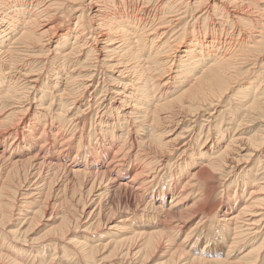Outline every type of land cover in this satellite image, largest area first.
Wrapping results in <instances>:
<instances>
[{
  "label": "bare ground",
  "instance_id": "obj_1",
  "mask_svg": "<svg viewBox=\"0 0 264 264\" xmlns=\"http://www.w3.org/2000/svg\"><path fill=\"white\" fill-rule=\"evenodd\" d=\"M41 3V0H0V123L11 119L19 110H34L22 119L21 128L14 125L0 130V145H4L0 149V160L7 162L5 167L0 164V213L4 206L10 208L13 204L4 199L8 177L32 182L31 178L40 176L46 169V178L50 181L65 175L63 190L74 193L79 189V197L71 195L73 198L66 199L79 206L81 213L85 212L88 201L95 202L96 207L89 217L97 218L94 223L84 224V230L91 233L83 235L84 238H79V234L78 238H71V229H65L71 228L74 218L66 217L70 213H54L59 206L57 200L36 205L39 200L35 197L42 198L48 181L44 177L42 182L37 177L30 183L33 189L20 191V210L13 208L11 213L23 215L22 223L26 221L31 225L38 216L46 218L48 208L53 207L51 216L46 218L51 226L49 231H63L65 241L47 239L42 251L29 250L22 245L5 244L8 239L13 242L18 237L12 232L11 238L2 239L0 247L2 249L4 244L8 247L6 254L10 264H21L26 252L33 254L30 264H61L64 260L55 261L59 251L63 258L71 257L69 264H83L84 260L75 261L79 256L89 264L99 245L107 247L113 255L123 250L126 241L131 242V247L120 252V258L139 257L135 264H144L149 257L148 251L156 249L163 241L171 244V252L169 260L159 264L174 263L177 257L184 258L186 264L264 263V170L259 175L251 168L245 171L243 188L236 184L235 193L233 191L231 197L230 192L227 193L223 217L209 219L217 211L215 204H207L213 188L210 184L218 178L227 191L226 182L221 180L233 164L239 163L235 147L239 137L232 134L227 138L225 131H221L222 135L209 140L210 143L206 140L198 153H190L187 147L190 140L179 146L181 141L175 143L173 140L174 144H168L170 140H166L165 134L169 131L162 129L165 124L174 128L187 116L197 120L202 110L205 114L206 110L214 108L215 101H221L244 69L251 81L245 89L239 87L238 95L250 97L246 102L250 109L260 111L264 108V0H47L38 10ZM66 21V27L62 26ZM185 32H188V39H184ZM54 44L57 47L54 48ZM37 46L41 51H52L63 58L62 66L68 71L56 72L48 67L33 69L35 65L30 54L25 55L27 63L24 59L25 63H17V58L24 55H19L18 50L28 51ZM75 54L78 57L73 60ZM81 55L93 58L98 68L106 71L119 68V77L129 76L121 85L123 92H116L120 97L114 104L109 103V107L104 101L97 104L98 91L95 93L93 89L88 93L96 86L93 71L82 75L85 77L80 83L83 95L69 99V88L76 79L70 75L74 71L71 68L87 62ZM257 68L261 70L259 76L255 75ZM44 71L52 80H43L49 78L44 77ZM146 72H151V76L144 79L142 76ZM62 78L64 83H61ZM152 82L156 83L153 87ZM51 84L50 91L47 86ZM86 96L90 97L86 99ZM3 99L10 100V108L6 109ZM92 112H95L94 118ZM209 113L206 114L211 116ZM88 125H93L92 130H87ZM167 150L173 153L182 150V159L176 161L178 174L175 172L165 185L157 176L167 162L170 154ZM166 167L165 164L164 169ZM132 171L134 174L128 177ZM260 178L262 183H257ZM216 184H213L215 188ZM195 186L208 188L201 195L203 209L207 210L204 211L207 222L203 229L206 232L207 227L215 230L214 238L208 239L212 242L206 243L198 256L190 252L194 244L187 246L190 250L185 251L174 243L177 232L192 218L172 222L186 211L190 214L193 210L189 209L198 205L199 198L194 197L193 204L187 199ZM22 205L27 207L22 209ZM33 205L37 207H31ZM138 209L139 214H135ZM117 210L128 211L132 216H123L116 224H108ZM194 215L192 217H198ZM0 217L2 220V215ZM57 218L59 224L53 225ZM105 219L108 228L114 230L108 241L102 233L97 234L96 224ZM93 238L101 244L95 245ZM198 239L200 237L197 242ZM108 244L113 249L108 250L112 248ZM53 247L54 253L50 254ZM1 251L0 256L4 257ZM71 252L78 257L73 258Z\"/></svg>",
  "mask_w": 264,
  "mask_h": 264
},
{
  "label": "rangeland",
  "instance_id": "obj_2",
  "mask_svg": "<svg viewBox=\"0 0 264 264\" xmlns=\"http://www.w3.org/2000/svg\"><path fill=\"white\" fill-rule=\"evenodd\" d=\"M46 1L47 0H43V1L41 0L42 3L40 4V8L38 10H41L43 8V3L46 2ZM66 24H67V21L64 24H62V26L64 25V27H66ZM73 25H74V23H73ZM64 30H62V32ZM55 33H57V31ZM57 35H58V33H57ZM57 35H56V37H57ZM185 36H187V37H185ZM184 37H185L184 39H188L189 38L188 32H185ZM72 39H73V36H72ZM56 45L57 44H54L53 47L54 48L57 47ZM18 54L19 55L24 54V55H21V57L17 56L18 57L17 58V63L24 62L26 60V59H24L25 55L30 54L29 55L30 56V60L33 59L32 63H33V65H35L34 67H31L33 69L43 68L45 70L48 67V68H51L52 70L55 69L56 72H67L68 71L66 68H63V66H62V64H64L63 63L64 62L63 58L55 56V53L52 52V51H46V52L45 51H41L40 46H37L34 49H29L28 51H25V50L19 51L18 50ZM76 57H78L77 54L73 55L72 56L73 60ZM86 58L87 57L85 55H83L82 56V60L83 61L86 60L87 62L82 63L79 66L75 65V66H73L71 68L74 71L70 75L73 74L76 77V79H74V81L72 82V83H74L73 87L69 88L71 90L70 91L71 95H69L70 96L69 99H74L75 97H78L79 95H83L81 93L82 87H80V83L85 80V77H83L82 75H86L89 72L93 71V72H95L94 73V79H95V85L96 86H95V88L94 87L91 88L88 93H90V91L95 89V93L98 91L97 92V104H99L100 101H104L105 102L104 104H107L108 107H109L110 104H114L116 99H118L120 97L119 94L116 95V92L117 93L118 92H123L124 89H123V87L121 85L128 79L127 77H129V76H120L119 77V74H118V71H117V69H119V68H116V70L115 69H112V70L109 69V70L106 71L105 69H102L100 67L99 68L96 67V64L94 63L95 60L93 58H88V59H86ZM23 59H24V61H23ZM44 60H45V62H44ZM263 60H264V58L262 57V61ZM25 62L27 63V61H25ZM259 62H260V64L262 63L261 60ZM73 64H75V63H73ZM20 65H22V64H20ZM56 68H58V71H57ZM259 68H257V70H256L257 71L256 74H255L256 76L260 75L261 70L263 71L262 68H260L261 70ZM54 71H53V73H55ZM116 71H117V73H116ZM43 74H44V77L45 76L49 77V78H43L44 81L46 79L48 81L52 80V78L49 76V74L46 73V71H44ZM257 74H259V75H257ZM150 76H151V72H146L144 74V76H142V78L146 79V78H149ZM248 78H249V73L246 72V69L241 71L240 75H238L236 77V79H235L234 86L232 87V85H233L232 84L230 89H229L230 91L228 90L226 92V94L228 96L226 94H224V96L221 98V101H220V99H218V103H217V100L215 101V104H213L214 108H211L210 110L209 109L206 110V113L208 111L210 112L209 114L212 113L211 116H209L206 113L204 114L203 113L204 110H202L197 115V120H196V118H192L190 116H187V117H185L184 120H182V122H180L178 125H176L174 127L175 129L170 124H165L167 126L170 125L168 128L165 125H163L164 127L162 128L163 130L165 128V130L169 131L168 134H165V136H167L166 140H170L172 142L168 141L167 142L168 144H171V145L174 144L173 140L175 141V143L181 141L178 144V146H179L181 144L186 143L188 140H190V142L188 141L189 142V146H187L189 151H190V153H191V151H192V153H198L200 147L203 146V144L206 142V140L208 141V143H210L209 140L219 137V135H222L223 131H225V133L227 134V138L232 136V134L235 137H239L237 139V141L235 142V145H237L235 147L238 148L236 156H237V159H238L239 163H238L237 166L233 164L231 166L232 168H230L232 170H230V169L228 170L227 169L229 172L227 171V173L225 174V176L221 180L223 182H226L225 185H227V191H225L226 187L222 186V184L220 183V180H218V178L215 181H213V183L210 184V186H213V188H212V191H210L211 192V199H210L209 202H207V204L208 205L215 204L216 208H217L216 209L217 211L212 216H210V218H209L210 220H213L214 216L216 218H218V219L223 217V207L225 206L223 203L226 202L227 193L230 192L229 196L231 197V194L235 193L237 186H238V188H240V186H241V188H243L242 187V181H243L242 178H244L243 177L244 174L248 170H250V168H251L252 172H254V173L258 174V175L261 174L262 171L264 170V168H263L264 167V108L262 110H260L261 112L258 111V110L250 109L249 106H248V103H246L248 100H250V97L249 98H244L243 96L238 95L239 93L237 92L240 88L241 89H243V88L245 89V86L247 87V82L249 83V81H251V80H248ZM21 79H23V76H21ZM61 83H64V79L63 78L61 79ZM152 83L153 84H151V87H153L156 84L155 82H152ZM16 86H18V85H16ZM18 87H20V83H19ZM47 87L48 88L52 87V84H51V86H47ZM60 88H62V87L60 86ZM234 88H236V89H234ZM49 90L51 91L50 88H49ZM77 90H79V91H77ZM236 96H238V97H236ZM89 97L90 96H86V99L89 98ZM3 101H4L3 104L7 105L6 109L11 107L10 102H9L10 100H4L3 99ZM85 102H86V100H85ZM237 102L238 103L241 102V103L238 104ZM83 107H85V105ZM105 112L107 113V115L110 114L109 109H107V111H105ZM16 113L17 114H14L11 119H9L7 121H4L3 123H0V130L3 129V131H4V130H6V127H10V126L13 127L14 125H18L17 127L20 126V128H21L20 123H21L22 119L27 117V115H30V114L34 113V110H31V109H29V110L25 109L24 110V109H22V110H19ZM92 114L94 115L93 116V118H94L95 117V112H92ZM207 115H208V117H207ZM193 119L195 120V122L191 123V121H194ZM43 125L44 124H42L41 129L43 128ZM67 125H69V124H67ZM89 128H90V130H92L93 125H91V126L88 125L87 130ZM207 131H209V133ZM165 136H163V137H165ZM177 136L179 138H177ZM175 137L177 138L178 141L175 139ZM3 147H4V145L1 144L0 145V149H2ZM181 152H182V150L175 151L174 153L173 152H169L170 154L166 158L167 162H165L164 165L161 166L162 168H160L161 170L158 172L159 174L157 176L158 181L161 182L162 184L165 183V185H166L169 182V180H170L169 178H171L172 175L174 176V175L178 174V167L176 166L177 165L176 161L182 159V158L180 159V157H182ZM110 154H111L110 155V157H111L112 153H110ZM110 157H108V158H110ZM185 158H187V156ZM71 159H72V157H71ZM168 162L169 163L172 162V163H175V164H173V165L171 164L170 165V164H168ZM6 163L7 162L0 160V164L3 165L4 167L7 165ZM4 164H6V165H4ZM165 164H166V166L168 165V167H166L164 169ZM188 170H189V168H188ZM175 172H177V173L175 174ZM131 174H134V171L130 172L128 177H130ZM46 176H47L46 169H43V171L41 172L40 176L36 175L35 177L31 178L32 182H34V179L36 180L37 177H39L40 178L39 180H41L42 182H44V180L45 181L46 180L49 181V182L46 181L43 193L41 192L42 193V195H41L42 198L37 197V196H36L37 197L36 198L34 196L36 200H39V203H37V204L35 203V204L36 205H40L41 202H42L43 203V204H41V206H42L44 204H47L48 202L52 203V201L57 200L56 203H58L59 206H58V208H56L54 210L55 212L54 211L53 212L55 214L70 213L69 215L66 214V217L69 218V219L71 218L70 220H72V218H74L71 221L72 224H70L71 228L68 227L67 229H65L66 228L65 227L64 228L65 231L71 229L70 230V231H72V233L70 234V236H72L71 238H78V237L79 238L80 237L84 238V237H82L83 235H85L86 233H91V232H88L87 230H84L86 225L92 223V221L94 223V220L97 218L96 216L94 218L92 216L89 217V213H90V211L92 209H94L96 207V205H94L96 203L92 202V201H88V203L86 205V210H88V211L85 210L86 213L85 212L81 213L80 212L81 208H79V206L75 205L73 201H70L69 199H66L68 197L69 198H73V197H71V195L74 196V198L75 197H79V189L76 192H74V193H71L69 190L68 191L63 190L62 189L63 188L62 183L64 182L63 178H65V175H59L56 178L58 180L55 179V180H52V181H50L48 179V177L46 178ZM44 177H45V179H44ZM128 177L126 179H128ZM260 177H263V175H261ZM232 179H234V180H232ZM25 181L26 180H24V178L21 180V178L16 177V176L8 177V180L6 181V185L8 187H7V189L4 190V196H5L4 199L6 200L5 202L8 203L9 200H11V202L14 204L15 207H12L13 204L11 205L10 208L4 206L3 209H2V212L0 213V215H2V220H1V217H0V220H1V222H0V247L2 246L1 244L3 243L2 239L4 237H7V236H10L8 238H11L12 237V235H11L12 232L18 234L17 235L18 237H15V238L13 237L14 238V240H13L14 243L11 242L12 241L11 239H8L7 243H5L6 245L10 244V246H12V247L17 246V245H22V247H24L25 249L42 251V244L44 242H46L47 239L57 238L59 243L64 242L65 241L64 237H66V236L65 235L62 236V232L63 231H61L59 229H58V231H56V230L52 231L51 230V233L49 231V228L51 226H50V223L47 222L46 218L47 217L49 218L51 216L53 207L50 208V209L48 208V215L46 216V218L43 219L41 216H38L31 225H29L28 222H26V221L24 223H22V220L24 218L23 215H17V212H15L14 215L11 213V209H13V208H14L15 211H16V209L20 210V208L18 206L19 204H21V200H22V196L18 195L20 193V191H23V189L24 190L29 189V187H32L31 189L34 188V186L31 185L32 182H25ZM233 181H235V182L233 183ZM238 181L241 183V185H240V183H238ZM258 181L259 182H257V183H262L261 181H263V179L260 178V180H258ZM215 182L219 183L220 185L219 184L217 185ZM213 184H216V188H215V185H213ZM236 184H237V186H236ZM58 185L62 186V187H59ZM58 187L60 188V190H59ZM16 188L18 189L17 191H16ZM46 189L48 191H46ZM192 189L194 190V192H191L189 194L188 198H187V199L190 200V203L193 204L195 199L199 198L198 205H195L193 207V209H192V207L189 209V211L193 210L192 211L193 214H192V212H189L190 214H188V213H186L188 211H186L185 215L172 219V222L173 221H178V219L181 220L183 218H188V219L192 218L187 224L184 225V227L183 226L181 227V230H179L180 231L179 233L177 232L178 235L176 234V237L174 239V243H175L176 247L180 246L185 251L190 250V248L187 249V246L191 247L194 244V246H192L193 248H192V250L190 252L191 253L194 252V255L198 256L199 253H202L203 247L206 245V243L208 244V243L212 242V241H209L208 239L214 238L213 236H214L215 230H213L210 227H207V229L209 228L211 230L208 229L207 232H206L205 231L206 229H203V227L205 226V224L207 222V219L205 217L207 215V212H204V211H207V210L203 209L204 206H202V204L204 202V199L202 198L203 196L201 197V195L206 190H208V188H206L204 186L203 188L198 189V187L195 186ZM210 189H211V187H210ZM202 190H203V192L201 193ZM14 191H16V192H14ZM233 191H234V193H233ZM5 192H7V193L5 194ZM194 197H195V199H194ZM170 198L171 197H168V199H170ZM61 199H62V203L63 204L62 203L59 204ZM13 200H14V202H13ZM82 201H84V198L82 199ZM85 201H86V199H85ZM210 202H211V204H209ZM199 204H201V205H199ZM80 205H82V204H80ZM215 205H213V206L215 207ZM75 206H77V207H75ZM22 207H23L22 209H24L27 206H23L22 205ZM31 207L35 208L37 206L33 205ZM29 209H31V208H29ZM106 210H108L107 212L109 213V211H110L109 208L106 209ZM137 213L139 214V209L135 211V214H137ZM195 213L198 214V217H192V216H195L194 215ZM78 214L79 215L83 214V215H82V217H80V216L78 217L77 216ZM31 215L32 214H30L29 217ZM75 216H77V219H79L80 221L75 219ZM123 216L124 217L125 216L131 217L132 215L130 214V212L125 211V210H119L118 212L115 211L114 214H113V218L110 219L108 224H114V223L116 224L118 219L120 221V219H122ZM88 218H89V220H88ZM201 218H202V221L200 220ZM18 219L19 220L21 219V221H19ZM59 220L60 219H58V218L55 219L56 222L53 223V225L59 224V222H60ZM100 220L102 221V217H100ZM74 221H75V223H74ZM77 221H79V223H80L79 225H78ZM105 222H106V219L104 220V222H100V224H96L97 229H98L97 230V232H98L97 234L100 235L102 233L103 235H105V236H103L104 240L107 239V241H108L109 240L108 237H112L111 233L114 230H110V228H108V226L106 224L107 222L106 223ZM202 222H203V224H201ZM85 223H86V225H84ZM73 224H76V225H73ZM117 224H119V222ZM99 225H100V227H99ZM75 226L77 228H75ZM81 227H83V228L81 229ZM91 227H93V226H91ZM72 228H73V230H72ZM81 231H83V232H81ZM184 231H185V233H184ZM209 233L211 235H209ZM78 234H79V236H78ZM207 234H208V236H207ZM185 235H189V237L185 239L184 238ZM263 236H264V232L262 234V237ZM62 237H63L64 240L63 239H59V238H62ZM94 237L99 239L98 236H94ZM180 237H182L186 241H184ZM198 237H200V239H198L199 241L197 242L196 239ZM97 239L94 240V238H93V240H94L93 243L95 245L96 244H101L100 243L101 241L100 240L97 241ZM189 239H191V240H189ZM204 239L207 240L208 242L205 241ZM16 240H18L19 242H17ZM97 242H99V243H97ZM104 242H106V241H104ZM191 242H193V243L191 244ZM134 243H137V242L134 241ZM5 244H4L2 249L0 248V250H2L1 253L2 252L4 253V257L0 256V264H10V262H11L8 259L9 257H7V254H6V250L7 249L6 248H8V247ZM161 245L159 247H157L156 249H153L154 251L152 249L148 251L149 252L148 253L149 257L146 260H144V264H159V263H162L163 261H165V259L169 260V257H170L169 254L171 252L170 251L171 244H167V243H165L163 241L161 243ZM103 247L106 248V250ZM108 247H112V246L108 244ZM129 247H131V242L126 241V242L123 243V250L122 251L120 250L117 253L115 252V254L111 252L113 254V255H111L110 251H107V247L99 245L98 252L95 253L93 259L90 260L89 264H96L97 262H98L97 264H117V263H120V262H123V264H129V263L130 264H135L136 262L139 261V259H140L139 257L137 259L135 257H133V256H131V257L127 256L128 258L123 257L124 259L120 258L121 255H119V253L125 251ZM54 249L55 248L53 247L50 250V254L54 253ZM111 249H113V247L112 248H108V250H111ZM193 249H194V251H193ZM150 251H151V253H150ZM72 253L73 252H71V256L74 255V254L72 255ZM150 254H151V256H150ZM75 256L78 257L77 255H74L73 258H75ZM22 257L23 258L21 260V264H23V263L24 264H30V261L33 259L32 258L33 254H29V252H26L25 254L22 255ZM50 258H51V255H50V257L47 258V262L46 263L49 262ZM61 258H63L62 257V253H60V251H59L57 253V259L58 260L56 259L55 261L60 262V260H64V261H62V263L61 262L60 263L61 264H66V262L68 261L67 263L69 264V261H70L71 257L70 258L64 257L63 259H61ZM73 258L71 259L72 261H73ZM176 259L177 260H175L174 263H172V262L171 263L172 264H186L184 258L177 257ZM79 260H81V261L84 260L85 261V258L79 256L77 258V260H75V261L77 262ZM72 261L70 263H72ZM84 261H83V264H87ZM93 262H95V263H93ZM260 264H264V263H260Z\"/></svg>",
  "mask_w": 264,
  "mask_h": 264
}]
</instances>
